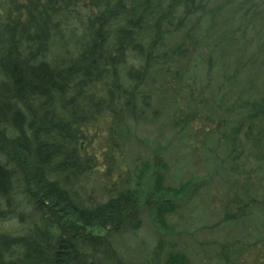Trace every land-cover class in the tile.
I'll return each mask as SVG.
<instances>
[{
	"label": "trees",
	"instance_id": "trees-1",
	"mask_svg": "<svg viewBox=\"0 0 264 264\" xmlns=\"http://www.w3.org/2000/svg\"><path fill=\"white\" fill-rule=\"evenodd\" d=\"M229 20L221 40L249 47L234 69L248 81L232 148L262 163L264 0H0V222L23 225V203L40 222L0 231V264H126L110 238L137 216L140 194L125 186L84 200L81 178L98 170L89 129L123 140L130 121L177 93L167 85L188 73L194 30ZM152 187L160 219L184 185L156 177ZM164 264L189 261L173 253Z\"/></svg>",
	"mask_w": 264,
	"mask_h": 264
},
{
	"label": "rangeland",
	"instance_id": "rangeland-1",
	"mask_svg": "<svg viewBox=\"0 0 264 264\" xmlns=\"http://www.w3.org/2000/svg\"><path fill=\"white\" fill-rule=\"evenodd\" d=\"M226 23L213 32L205 25L194 30L183 63L188 73L179 87L165 84L177 93L170 92L169 102L157 99L149 119L130 121L123 140H107L105 127L89 129L98 170L81 178L84 200L102 202L109 190L125 186L140 194L137 216L110 238L126 264H164L173 253L189 264H264V162L247 159L231 142L245 123L238 107L248 81L247 72L238 76L234 69L246 63L249 47L221 40ZM156 177L169 190L184 185L178 196L164 197L172 210L160 219ZM23 206V225L40 223ZM23 225L7 220L0 231L20 234Z\"/></svg>",
	"mask_w": 264,
	"mask_h": 264
}]
</instances>
